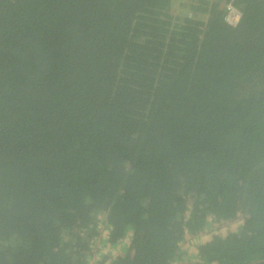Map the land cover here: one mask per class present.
<instances>
[{
    "label": "trees",
    "instance_id": "obj_1",
    "mask_svg": "<svg viewBox=\"0 0 264 264\" xmlns=\"http://www.w3.org/2000/svg\"><path fill=\"white\" fill-rule=\"evenodd\" d=\"M178 1L0 0V264H264V0Z\"/></svg>",
    "mask_w": 264,
    "mask_h": 264
},
{
    "label": "rangeland",
    "instance_id": "obj_2",
    "mask_svg": "<svg viewBox=\"0 0 264 264\" xmlns=\"http://www.w3.org/2000/svg\"><path fill=\"white\" fill-rule=\"evenodd\" d=\"M199 0H180L178 1V3H181V6H179L178 4L174 7V10H176V12H180L182 14H185L187 9L192 5V4H196ZM209 1H213V0H209ZM189 15H191V17H194L195 14L194 13H190ZM204 19V18H203ZM108 235V233H104V238H106V236ZM126 247H124L123 245H115L112 246L109 243H105L104 240L102 241V243L99 246V251L97 253V258L100 260L103 259V257H114L117 255H125L124 252L126 251ZM125 250V251H124Z\"/></svg>",
    "mask_w": 264,
    "mask_h": 264
},
{
    "label": "built area",
    "instance_id": "obj_3",
    "mask_svg": "<svg viewBox=\"0 0 264 264\" xmlns=\"http://www.w3.org/2000/svg\"><path fill=\"white\" fill-rule=\"evenodd\" d=\"M226 11H227V13H226V16H225V22L230 27L234 28L238 24V22H239V20L241 18V14H240V12L237 9H235L231 5H229L227 7Z\"/></svg>",
    "mask_w": 264,
    "mask_h": 264
}]
</instances>
